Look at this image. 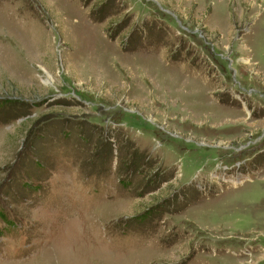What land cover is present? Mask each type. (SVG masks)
Masks as SVG:
<instances>
[{
    "label": "rangeland",
    "instance_id": "1",
    "mask_svg": "<svg viewBox=\"0 0 264 264\" xmlns=\"http://www.w3.org/2000/svg\"><path fill=\"white\" fill-rule=\"evenodd\" d=\"M0 264H264V0H0Z\"/></svg>",
    "mask_w": 264,
    "mask_h": 264
}]
</instances>
